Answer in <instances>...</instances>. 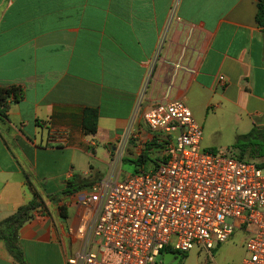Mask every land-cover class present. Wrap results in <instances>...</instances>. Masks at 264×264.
I'll return each instance as SVG.
<instances>
[{"label": "crops", "instance_id": "crops-1", "mask_svg": "<svg viewBox=\"0 0 264 264\" xmlns=\"http://www.w3.org/2000/svg\"><path fill=\"white\" fill-rule=\"evenodd\" d=\"M257 3L0 0V87L23 90L0 112V221L39 202L20 230L28 264H69L81 246L75 229L88 211L80 198L90 189L63 190L73 178H103L97 163L110 171L130 126L146 150L155 133L142 114L155 102L182 100L203 130L230 131L236 142L264 127ZM87 109L98 112L95 133L84 129ZM207 145L230 149L219 140ZM208 252L212 259L200 264H241L246 256L244 244L238 251L230 239ZM0 264H18L2 241Z\"/></svg>", "mask_w": 264, "mask_h": 264}, {"label": "built area", "instance_id": "built-area-1", "mask_svg": "<svg viewBox=\"0 0 264 264\" xmlns=\"http://www.w3.org/2000/svg\"><path fill=\"white\" fill-rule=\"evenodd\" d=\"M142 119L154 140L166 143L162 160L154 170L115 178L130 126L109 174L80 198L88 211L75 229L81 246L69 264H162L168 247L211 251L237 228L248 232L241 264H264V169L227 151L203 149L202 126L182 100L157 101Z\"/></svg>", "mask_w": 264, "mask_h": 264}, {"label": "trees", "instance_id": "trees-1", "mask_svg": "<svg viewBox=\"0 0 264 264\" xmlns=\"http://www.w3.org/2000/svg\"><path fill=\"white\" fill-rule=\"evenodd\" d=\"M256 21L258 25L264 28V0H258ZM23 97V90L20 86L0 87V112L3 114L7 108L8 100L19 101ZM98 124V112L95 109H87L85 112L83 125L88 133H95ZM161 143L155 140L148 143L146 150L143 151L135 160H131L136 166V172L143 170V165L150 159L146 152L153 146L158 147ZM233 155L240 160L255 162L258 167L264 169V127H254L249 133L243 134L238 138V141L233 146ZM159 163H156L157 167ZM142 167V168H141ZM95 178L85 179L82 177L73 178L63 190V194H74L83 190L90 189L95 182ZM39 207L37 200H32L29 203L19 207L17 211L0 221V241L4 242L10 255L18 264H28L24 250L20 242V230L22 227L34 218V213ZM63 215L65 207H61ZM173 250L168 247L165 251ZM182 255V261L186 257Z\"/></svg>", "mask_w": 264, "mask_h": 264}, {"label": "rangeland", "instance_id": "rangeland-1", "mask_svg": "<svg viewBox=\"0 0 264 264\" xmlns=\"http://www.w3.org/2000/svg\"><path fill=\"white\" fill-rule=\"evenodd\" d=\"M212 139L223 141L224 143L228 144L230 148L227 150L228 153L234 152L233 146L236 142V137L232 132L227 131L224 133H218V132L213 131L207 125L205 129L203 130V140L201 143L202 148L219 152L220 151V149H218L219 147H211L207 145V142ZM165 144H166L165 142L161 143L158 147L153 146L151 149L146 151L148 155L150 156V159L147 160V162L143 165L144 171H151L156 168L155 167L156 163H159L162 160V154L164 153L165 146H166ZM136 146H139V148H137ZM144 149H145V144H143V142L140 141L138 137L133 138L132 136L128 143V146L126 147L123 153V157L136 158L140 154H142L143 151H145ZM96 166L98 170L101 172V174L103 175V177L108 174L109 167L106 164L97 163ZM135 172H136V166L125 158L124 160L123 159L121 160V165H119V167L117 168V174H115V178H119L120 180H123L127 175L133 174ZM247 238H248V232L243 229L237 228L234 234L231 236L230 240H231V244L235 246L236 249H238V251H240L241 248L243 247V244L245 247V242ZM94 250H96V248H94ZM214 250L215 249L211 251H214ZM245 251H246V248H245ZM185 254H186V257L183 259L181 264H200L201 261L202 263H205V262H209V260H211L213 256L212 252H208L207 249L202 248L200 246H196L194 249H192L191 251ZM157 264H159V261Z\"/></svg>", "mask_w": 264, "mask_h": 264}, {"label": "water", "instance_id": "water-1", "mask_svg": "<svg viewBox=\"0 0 264 264\" xmlns=\"http://www.w3.org/2000/svg\"><path fill=\"white\" fill-rule=\"evenodd\" d=\"M182 255L174 251H167L164 253V264H167L169 258H175V264H178L181 260Z\"/></svg>", "mask_w": 264, "mask_h": 264}]
</instances>
